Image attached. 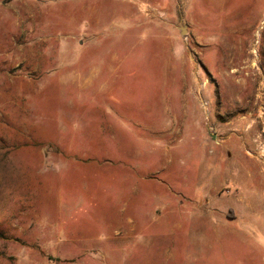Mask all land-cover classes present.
<instances>
[{
    "label": "rangeland",
    "instance_id": "374dc122",
    "mask_svg": "<svg viewBox=\"0 0 264 264\" xmlns=\"http://www.w3.org/2000/svg\"><path fill=\"white\" fill-rule=\"evenodd\" d=\"M245 155L264 0H0V264H264Z\"/></svg>",
    "mask_w": 264,
    "mask_h": 264
},
{
    "label": "crops",
    "instance_id": "0c3cea01",
    "mask_svg": "<svg viewBox=\"0 0 264 264\" xmlns=\"http://www.w3.org/2000/svg\"><path fill=\"white\" fill-rule=\"evenodd\" d=\"M228 147H227V151H226V154L229 156V158L228 159H232V157L234 156V152L237 150L236 148H235V146H233L234 144H233V141H232V139H229L228 140ZM255 150V149H254ZM246 153H249V154H252L253 155V152L252 151H249V150H247L246 151ZM239 154H242V152H239ZM251 155V156H252ZM227 156V157H228ZM246 156V155H245ZM250 161H253V162H255V168H258L259 169V171H260V173H261V175H263L264 176V174H263V172H264V169H262L261 168V166H260V163L258 162V159L256 160V158H254V157H248V156H246ZM256 169H254V171H255ZM249 171V172H248ZM247 173H248V176L249 177H252L253 175H254V172H253V170L251 169V168H249L248 170H247ZM251 185H253V186H251L252 188V190H253V194H254V196H255V198H256V194L258 193V188H257V186H256V184H255V182L253 183V184H251ZM263 194H264V192H263ZM240 198V199H239ZM238 200H239V202H244V205H245V208H246V210L247 209H251V211L250 210H248V211H250L249 212V214H251L252 213V211L253 210H255V206L253 205V199L252 198H249V199H245V198H243V197H238ZM246 202V203H245ZM241 208H243V207H241ZM244 209V208H243Z\"/></svg>",
    "mask_w": 264,
    "mask_h": 264
},
{
    "label": "built area",
    "instance_id": "2783aa9c",
    "mask_svg": "<svg viewBox=\"0 0 264 264\" xmlns=\"http://www.w3.org/2000/svg\"><path fill=\"white\" fill-rule=\"evenodd\" d=\"M200 103L202 108H204L207 111V109L209 108V103L204 101V99L201 96H200Z\"/></svg>",
    "mask_w": 264,
    "mask_h": 264
},
{
    "label": "water",
    "instance_id": "95a60500",
    "mask_svg": "<svg viewBox=\"0 0 264 264\" xmlns=\"http://www.w3.org/2000/svg\"><path fill=\"white\" fill-rule=\"evenodd\" d=\"M184 33V32H183Z\"/></svg>",
    "mask_w": 264,
    "mask_h": 264
}]
</instances>
